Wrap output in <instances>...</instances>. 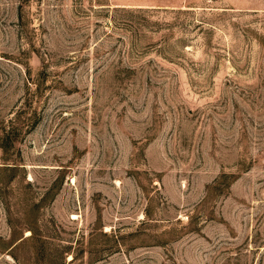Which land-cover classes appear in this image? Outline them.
Masks as SVG:
<instances>
[{
  "label": "rangeland",
  "instance_id": "obj_1",
  "mask_svg": "<svg viewBox=\"0 0 264 264\" xmlns=\"http://www.w3.org/2000/svg\"><path fill=\"white\" fill-rule=\"evenodd\" d=\"M0 264H264V0H0Z\"/></svg>",
  "mask_w": 264,
  "mask_h": 264
}]
</instances>
